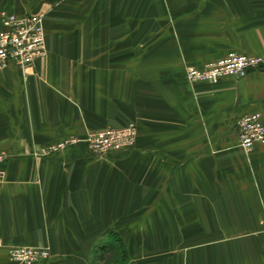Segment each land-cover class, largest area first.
Returning <instances> with one entry per match:
<instances>
[{
  "label": "crops",
  "instance_id": "0c3cea01",
  "mask_svg": "<svg viewBox=\"0 0 264 264\" xmlns=\"http://www.w3.org/2000/svg\"><path fill=\"white\" fill-rule=\"evenodd\" d=\"M45 13L47 55L0 72V264H92L113 241L124 264H264V144L235 121L259 111L264 65L188 82L228 51L264 58V0H0ZM133 121L129 148L94 154L88 130Z\"/></svg>",
  "mask_w": 264,
  "mask_h": 264
},
{
  "label": "built area",
  "instance_id": "2783aa9c",
  "mask_svg": "<svg viewBox=\"0 0 264 264\" xmlns=\"http://www.w3.org/2000/svg\"><path fill=\"white\" fill-rule=\"evenodd\" d=\"M44 20V12L23 16L0 12V72L10 65H15L26 73L37 59L46 57ZM263 65L264 58L261 56L228 51L200 67L187 65L184 73L186 80L191 83L217 82L224 76L241 77L248 69H257ZM235 126L238 143L245 152H250L255 144H264V123L259 111L241 114L236 119ZM136 131L135 122L130 121L120 126L88 130L82 138L70 136L52 145L51 149L82 141L91 152L102 155L109 151L131 147L136 138ZM5 158L4 152H0V185L5 174L1 163ZM6 252L8 259L16 264H40L50 256L47 248L30 245L8 246ZM262 257L264 260V247Z\"/></svg>",
  "mask_w": 264,
  "mask_h": 264
},
{
  "label": "rangeland",
  "instance_id": "374dc122",
  "mask_svg": "<svg viewBox=\"0 0 264 264\" xmlns=\"http://www.w3.org/2000/svg\"><path fill=\"white\" fill-rule=\"evenodd\" d=\"M121 247L113 241L112 246L102 253L98 248L92 258V264H124Z\"/></svg>",
  "mask_w": 264,
  "mask_h": 264
}]
</instances>
